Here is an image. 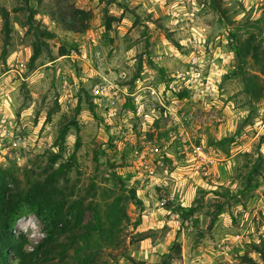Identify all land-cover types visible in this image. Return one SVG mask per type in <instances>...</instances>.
<instances>
[{
  "label": "rangeland",
  "instance_id": "obj_1",
  "mask_svg": "<svg viewBox=\"0 0 264 264\" xmlns=\"http://www.w3.org/2000/svg\"><path fill=\"white\" fill-rule=\"evenodd\" d=\"M248 38L258 59L240 69ZM65 126L63 158L79 147L58 186L109 211V232L85 209L91 238L41 264H264V0H0V134L28 142L0 158L8 188L45 180ZM259 158L260 186L245 192ZM13 234L31 252L44 225L23 213Z\"/></svg>",
  "mask_w": 264,
  "mask_h": 264
},
{
  "label": "trees",
  "instance_id": "obj_2",
  "mask_svg": "<svg viewBox=\"0 0 264 264\" xmlns=\"http://www.w3.org/2000/svg\"><path fill=\"white\" fill-rule=\"evenodd\" d=\"M110 1V0H109ZM53 18L61 23L63 27H67L73 31L77 30L76 26L68 21L63 20L62 17L53 16ZM6 24V20H5ZM110 28L107 23V29ZM236 57L240 60V65H244L246 59L253 58L255 61L258 59L257 47L253 46V42L250 38L237 42ZM39 55V49L36 48L33 52L32 60H35ZM253 79L246 81L245 92L247 95H251L254 98H260L261 93L256 92ZM186 94L181 92L176 93L177 99H182ZM79 110V106L76 111ZM70 126H76L74 121L69 122ZM68 130V126H65L58 137V151L52 153L48 158L51 171L46 176L45 180L34 182L27 188H8L4 182V178L0 177V264H41L49 263L51 259L59 256L64 259L68 249L71 245H77L79 241L87 242L93 230L82 225V215L85 209H91L97 221V232H109V228L105 226L106 222L110 218L109 211H104V216H101L97 208L90 206H83V201L70 200L73 189L69 187L66 191L61 189L58 184V179L65 176L76 165V151L79 147V142L75 143L73 152L68 158H63L65 151V135ZM233 138L230 139V141ZM227 140H222L224 144ZM259 143L264 145V134H261ZM230 157V155H229ZM261 157V156H260ZM262 158V157H261ZM261 158L258 159V164L255 168L248 171L244 179L245 192L251 193L258 188L257 181L254 183V176L259 175L261 169ZM56 168H53L55 165ZM70 191V192H69ZM244 193V192H240ZM131 199L138 200L133 191L131 192ZM229 195V194H228ZM226 195V196H228ZM138 203H141L138 200ZM222 205L218 206V210L215 216H219L223 213ZM177 216L184 218L190 216L195 211L194 208H183L177 206L174 208ZM23 213H31L35 215L44 225L45 237L41 240L31 252H26L23 248L24 240L15 238L13 234V227L16 221L23 215ZM71 219H68V218ZM105 219V220H104ZM213 218L211 226L215 223ZM110 220V219H109ZM64 236L65 244L63 241L59 242V237ZM78 250L79 246L77 245ZM258 253L264 254L260 249H257ZM177 256L180 255V251H177ZM170 260H174L173 256L166 254ZM249 259V258H248ZM250 263L255 262L248 260ZM78 264H95L91 256L78 255ZM132 264H144L143 262H136L131 260ZM257 264V263H256Z\"/></svg>",
  "mask_w": 264,
  "mask_h": 264
},
{
  "label": "built area",
  "instance_id": "obj_3",
  "mask_svg": "<svg viewBox=\"0 0 264 264\" xmlns=\"http://www.w3.org/2000/svg\"><path fill=\"white\" fill-rule=\"evenodd\" d=\"M28 145L27 139L23 137L22 135H12L10 132L6 131V129L1 130L0 134V158L5 160V158L11 157V151L12 149L19 148L24 149ZM195 153L198 158V163L201 162V164L205 165L206 167L211 165L213 163V160L211 158H208V156L201 150L200 147H198L195 150ZM206 175L207 173L204 172Z\"/></svg>",
  "mask_w": 264,
  "mask_h": 264
}]
</instances>
